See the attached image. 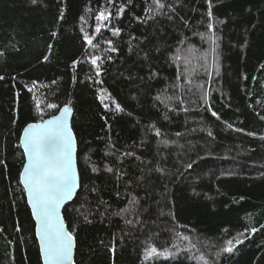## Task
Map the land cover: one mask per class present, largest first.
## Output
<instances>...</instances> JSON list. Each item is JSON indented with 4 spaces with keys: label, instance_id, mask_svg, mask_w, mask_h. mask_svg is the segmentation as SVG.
I'll return each instance as SVG.
<instances>
[{
    "label": "trees",
    "instance_id": "1",
    "mask_svg": "<svg viewBox=\"0 0 264 264\" xmlns=\"http://www.w3.org/2000/svg\"><path fill=\"white\" fill-rule=\"evenodd\" d=\"M159 2L0 0V264H42L19 138L66 104L74 264H264V0Z\"/></svg>",
    "mask_w": 264,
    "mask_h": 264
},
{
    "label": "snow or ice",
    "instance_id": "2",
    "mask_svg": "<svg viewBox=\"0 0 264 264\" xmlns=\"http://www.w3.org/2000/svg\"><path fill=\"white\" fill-rule=\"evenodd\" d=\"M32 2L35 4L37 0H32ZM108 3L111 4L112 0H108ZM154 3L160 8L164 6L159 0H154ZM123 11V8L119 9V12L122 13ZM61 16H63V13H61ZM208 16L210 19L212 18L211 6L209 7ZM95 19L97 25L94 31L96 34H99L102 27L105 26V22L110 20V14L105 9L99 11ZM212 27V24L209 23L208 30L210 33ZM112 32L113 35L120 34L119 29H112ZM94 39V36H90L87 33L84 35V40L89 46L95 47L93 45ZM207 39L211 41L212 45H215V39L211 37H207ZM108 43L111 44V41H108ZM111 50L113 49L109 48V51ZM211 51L214 53L215 48L213 47ZM99 59L98 56L91 58V64L96 68L97 76L100 74L97 64ZM206 71L209 79H211V63ZM0 79H3V77H0ZM33 83L35 85L36 82ZM204 98L206 102L207 93L204 94ZM36 107L40 111L39 103H37ZM105 107L107 108V105ZM47 108L57 109V105L48 103ZM58 110L60 115H54L51 119L44 120L42 123L29 124L24 128L19 146L23 148V156L26 162L23 164V171L20 173L19 182L27 193L28 202L36 220V235L40 242V253L45 264H72L73 235L65 229L60 209L66 201H69L73 197L78 187V177L74 161L75 141L67 122L71 109L63 107ZM116 110L121 111L122 109H120L119 105H116ZM212 115L219 119L218 114L214 111ZM261 118L264 119V117ZM228 127H231V125H228ZM237 131H240V129H237ZM247 134L250 136L254 135V133ZM209 135H211V132H209ZM260 139L264 140V136H261ZM189 167H191V164ZM107 170L109 172L112 171L110 168ZM84 219L90 223L87 215L84 216ZM17 230L19 231L20 229ZM252 231L255 232L256 229H252ZM236 243H242V241L237 240ZM234 247L233 241L229 240L227 241V246L223 247L221 251L232 253ZM216 255L219 256L220 252H217ZM166 256L167 250L158 252L157 248L151 245L144 252L145 260Z\"/></svg>",
    "mask_w": 264,
    "mask_h": 264
},
{
    "label": "water",
    "instance_id": "3",
    "mask_svg": "<svg viewBox=\"0 0 264 264\" xmlns=\"http://www.w3.org/2000/svg\"><path fill=\"white\" fill-rule=\"evenodd\" d=\"M63 107H68V108L71 109V112L69 113L68 118H67V122H68V127L70 128V130H71V132H72V135H73V138H74V141H75L74 161H75V167H76V172H77V177H78V187H77L76 192L73 194V197H72L69 201H66L65 204H64V205L61 207V209H60V215H61V218L64 220V217H63V210H64V208H65L69 203H71V202L74 200V198H75V196H76V194H77V192H78V190H79L80 179H79V174H78V169H77V141H76V137H75V135H74V132H73V130H72V126H71V120H72V115H73V109H72L71 104H66V105L62 106L61 108H63ZM54 115H60L59 110H58V112H57L56 114H54ZM54 115H53V116H54ZM51 118H52V116H51V117H48V118H46V119H44V120H48V119H51ZM44 120H42V121H40V122H36V123H30V124H38V123H42ZM28 125H29V124H28ZM28 125H26L24 128H26ZM24 128H23V130H24ZM23 130H22V132H21V134H20V137L23 135ZM19 144H20V138H19ZM20 148H21V150H22V152H23V148H22V147H20ZM25 162H26V160H25V158H24V163H25ZM22 171H23V167H22L21 172H22ZM21 172H20V173H21ZM19 181H20V176H19ZM21 187L23 188V185H22V184H21ZM23 191H24V190H23ZM24 195H25V198H26L27 206H28V208H29V210H30V213H31V217H32L33 222H34V225H35V228H34V231H35V238H36V240H37V244H38V249H39V254H40L41 262H42V264H45V261H44L43 257L41 256V253H40V242H39V240H38V238H37V235H36V220H35V218H34V216H33V214H32V208H31V206H30V204H29V202H28L27 193H26L25 191H24ZM64 224H65V229H66L67 231H69V230H68V227H67V225H66L65 220H64ZM69 232H70V231H69ZM75 249H76V241H75V238L73 237V248H72V258H71L72 264H74V259H75Z\"/></svg>",
    "mask_w": 264,
    "mask_h": 264
},
{
    "label": "rangeland",
    "instance_id": "4",
    "mask_svg": "<svg viewBox=\"0 0 264 264\" xmlns=\"http://www.w3.org/2000/svg\"><path fill=\"white\" fill-rule=\"evenodd\" d=\"M202 59H204V56H202ZM185 245H186V247H184V248H179L178 249V251H180V250H183L185 253H187V254H189V255H194V252H193V247L189 244V243H185ZM196 255H199V254H196ZM199 257L197 258V260L199 261ZM200 263V262H199Z\"/></svg>",
    "mask_w": 264,
    "mask_h": 264
}]
</instances>
